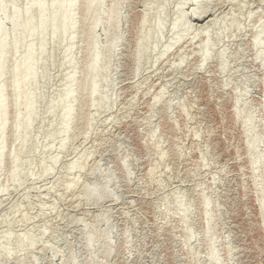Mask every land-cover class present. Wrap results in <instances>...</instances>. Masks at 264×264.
Wrapping results in <instances>:
<instances>
[{"label":"rangeland","instance_id":"obj_1","mask_svg":"<svg viewBox=\"0 0 264 264\" xmlns=\"http://www.w3.org/2000/svg\"><path fill=\"white\" fill-rule=\"evenodd\" d=\"M30 1L4 0L7 34L11 6ZM198 1L105 0L91 32L78 0L71 63L67 37L49 30L43 53L36 37L7 55L0 264H264V50L258 57L253 46L264 38V0ZM29 45L36 79L25 86L34 97L25 135L12 72ZM94 47L99 76L88 72ZM72 76L64 131L58 104Z\"/></svg>","mask_w":264,"mask_h":264},{"label":"bare ground","instance_id":"obj_2","mask_svg":"<svg viewBox=\"0 0 264 264\" xmlns=\"http://www.w3.org/2000/svg\"><path fill=\"white\" fill-rule=\"evenodd\" d=\"M105 0H87L86 6H85V13H84V20L90 19V16H92L91 20H93V24L91 27V32H94V30L97 28V26L100 23V20L98 16H96V13L99 14L101 12L102 6L104 4ZM198 6L203 3L202 0L198 1ZM78 6V0H52L48 4L46 3H39L36 0L30 1L27 5V7L23 10H18L14 6H11V17L9 19L12 31L10 34H7L4 28V23L2 20H0V136L3 134L5 128H6V113H7V102L4 98V86H3V77L5 74V63H6V57L8 54L14 55L19 45L24 43L25 40H30L38 37L41 41V45L39 48V53L44 52V39L45 34L47 30L51 31L53 36H60L62 38L67 37L68 39V49L66 51V56L64 58V61L66 64L71 63L69 60L70 52L72 51L74 47V40L76 35V21L74 18V10ZM8 9L7 6L4 4V0H0V15L4 14L6 10ZM31 9H36L37 16L35 19L28 18L25 20V22H21V17L29 13ZM54 11V14H51V11ZM181 10V16L179 21L175 24V28H179L182 23L185 21V15ZM207 12H194V19L195 21H201L204 22L205 20L212 17L210 14L209 16H206ZM96 16V17H94ZM213 18L207 23L211 24ZM108 23H110V27H115L117 29L118 23L113 16L109 15L108 17ZM206 29V28H205ZM162 31L161 28H158V33ZM190 27L183 26V29L180 34H178L175 38L176 44L181 42L184 37L189 33ZM8 42H10V47L8 46ZM207 46L209 44L207 43ZM253 46L257 48L258 52L261 56L262 52L264 50V38L260 39L257 38ZM35 55V49L33 45H29L24 53V56L20 62V64H17L14 67V70L12 72V81H13V95H14V107L16 111L19 110L21 106L27 108V113L22 120L19 116L16 117L17 122H22L23 124V133L26 135L27 131L30 128V121L32 120L34 113H33V100L34 97L31 94H27L25 91V86L29 82H34L36 79V73H35V66L36 62L34 60ZM210 55L208 51L203 56V63L205 64L207 61H209ZM100 63V57L98 55L97 49L94 47L91 51V64L88 67V72L91 74H96L99 76V70L98 65ZM74 78L73 76L69 78L68 85L62 95V98L58 104V107L60 109L66 110V117L63 120V130L67 131L69 124H70V109L66 107V104L70 98H72L73 95V88H74ZM90 91L91 95H94L97 91V83L94 81L90 85ZM262 108L264 111V100L262 102ZM244 125H246L247 132L250 134L248 138V149L250 153L255 152V149L257 147V141H255L254 137L251 135L253 133V128L250 122L245 121ZM26 139V136L24 137ZM25 143V141L23 142ZM5 157V149L3 146L0 147V169H1V163L3 158ZM11 157V156H10ZM12 163H17V158L13 156L11 158ZM261 165H263V159L261 156L256 157L254 160H252V167L254 171L258 169ZM15 168V167H14ZM18 171L13 169L10 172V178L12 180H16L18 177ZM1 193V192H0ZM204 206H206V201L203 202ZM261 209L264 211V201L261 202ZM211 261L214 262L216 260L215 258V252L214 249L211 250Z\"/></svg>","mask_w":264,"mask_h":264}]
</instances>
